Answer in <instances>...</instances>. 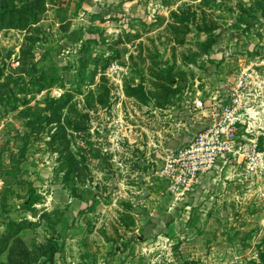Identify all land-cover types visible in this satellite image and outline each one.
I'll return each instance as SVG.
<instances>
[{"label":"rangeland","instance_id":"obj_1","mask_svg":"<svg viewBox=\"0 0 264 264\" xmlns=\"http://www.w3.org/2000/svg\"><path fill=\"white\" fill-rule=\"evenodd\" d=\"M43 1L0 0V264H264L254 197L238 214L232 194H172L151 170L179 145L162 111L180 85L230 76L242 56L228 49L254 41L242 25H260L264 0H141L173 4L168 19Z\"/></svg>","mask_w":264,"mask_h":264},{"label":"built area","instance_id":"obj_2","mask_svg":"<svg viewBox=\"0 0 264 264\" xmlns=\"http://www.w3.org/2000/svg\"><path fill=\"white\" fill-rule=\"evenodd\" d=\"M252 1L230 0L234 7ZM258 19L257 28L242 25L254 41L233 43L228 49L227 55L242 56L230 76H222L213 87V82L202 85L197 80L193 86H179L162 111L167 116L163 123L178 127L179 145L168 146L162 166L157 162L151 165L156 176L168 180L170 193L183 195L200 183L203 194H232L238 214L243 212L247 195L254 197L250 203L264 210V19ZM200 67L209 70L211 65L205 61ZM126 71V66L113 61L106 75L111 80L118 78L121 89ZM116 98L122 102L123 92L118 91ZM158 109L143 108L152 114ZM145 158L140 157V165Z\"/></svg>","mask_w":264,"mask_h":264},{"label":"crops","instance_id":"obj_3","mask_svg":"<svg viewBox=\"0 0 264 264\" xmlns=\"http://www.w3.org/2000/svg\"><path fill=\"white\" fill-rule=\"evenodd\" d=\"M98 1L99 0H79V3H81V7H83L84 10L91 11L92 8H93L91 6V3H96ZM109 1H110L109 7L103 9V13H104V15H106L104 17L106 19H110V16L115 13V11L112 9L111 6L114 5L112 3H117V2L120 3V7H121L122 10L125 9V11L128 10V12H130L129 11V7L130 6L128 7V5H131L132 3H135L136 7L133 8L131 11H135L134 15H135V17H138V18H144L146 16L145 14H148L147 18H152L151 16H152V14H154L153 15L154 16L153 19H155L157 17L156 15L158 14V15H163L164 18L168 19L169 14H171L172 11L175 9L174 8L175 6L173 4H170V5H166V6L164 5L163 6L164 8L159 13H150L149 10H148L149 9L148 5L146 7H144V5L142 4L141 0H139V1L138 0H105V2H107V3H109ZM150 3H152V2H150ZM78 13H79V15H81V13H83V12H78ZM126 13H124V14L117 13L116 17H122V15H123L125 18H128L129 14H126ZM131 17H133V16H131ZM204 83L202 85H204ZM203 184H205V182H203ZM259 224H261V223H259ZM262 225L264 226L263 223L261 224V226Z\"/></svg>","mask_w":264,"mask_h":264},{"label":"trees","instance_id":"obj_4","mask_svg":"<svg viewBox=\"0 0 264 264\" xmlns=\"http://www.w3.org/2000/svg\"><path fill=\"white\" fill-rule=\"evenodd\" d=\"M39 1H41L42 3H44L43 0H39ZM11 11H13V10H11ZM0 13H2V14H6L7 12L3 11V9L0 7ZM138 91L141 92V89L139 88ZM139 97H141V98L144 97V96L142 95V92H141V94L139 95Z\"/></svg>","mask_w":264,"mask_h":264}]
</instances>
